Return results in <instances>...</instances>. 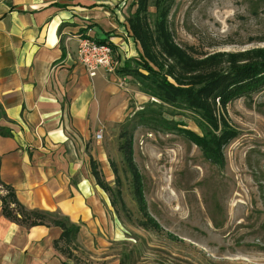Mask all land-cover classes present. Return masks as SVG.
I'll return each mask as SVG.
<instances>
[{"label": "rangeland", "instance_id": "1", "mask_svg": "<svg viewBox=\"0 0 264 264\" xmlns=\"http://www.w3.org/2000/svg\"><path fill=\"white\" fill-rule=\"evenodd\" d=\"M64 1L89 8L108 2L125 23L136 8V0ZM168 26L174 42L195 57L264 47V0H173ZM119 84L113 83L122 106L114 111L116 120L104 122L102 138L87 146L106 222L119 234L95 251L58 241L64 255L76 264H264V87L227 105L237 136L223 148L219 167L159 116L200 134L194 114L143 94L134 79Z\"/></svg>", "mask_w": 264, "mask_h": 264}, {"label": "crops", "instance_id": "2", "mask_svg": "<svg viewBox=\"0 0 264 264\" xmlns=\"http://www.w3.org/2000/svg\"><path fill=\"white\" fill-rule=\"evenodd\" d=\"M96 4L0 0V264H76L55 246L61 229L4 216L7 188L26 210L78 225L76 242L92 251L119 234L106 222L87 146L122 107L113 83L130 78L104 70L90 77L77 50L80 39H106L121 68L140 48L121 15L108 2Z\"/></svg>", "mask_w": 264, "mask_h": 264}, {"label": "trees", "instance_id": "3", "mask_svg": "<svg viewBox=\"0 0 264 264\" xmlns=\"http://www.w3.org/2000/svg\"><path fill=\"white\" fill-rule=\"evenodd\" d=\"M172 1L153 0L154 20L151 26L148 18L150 0H136V8L126 23L131 38L140 48V55L126 60L123 67H118L115 72L137 81L143 94L162 105L194 114L200 134L163 119L161 114L159 116L169 130L171 125L173 131L195 145L205 160L222 167L223 148L237 136V131L227 121V105L264 87V47L195 57L173 40L168 26ZM96 42L113 48L106 39ZM127 149L135 195L141 198V180L131 166L130 147ZM90 166L92 176L101 186L92 159ZM6 191L7 194L1 198L2 213L10 221L27 227H58L62 231L58 241L64 245L76 243L78 225L58 213L28 211L17 201L11 189ZM11 204L13 208H10Z\"/></svg>", "mask_w": 264, "mask_h": 264}, {"label": "built area", "instance_id": "4", "mask_svg": "<svg viewBox=\"0 0 264 264\" xmlns=\"http://www.w3.org/2000/svg\"><path fill=\"white\" fill-rule=\"evenodd\" d=\"M77 62L83 66L90 77L96 76L102 70L114 73L117 69L112 48L106 44H98L91 38L79 40ZM123 81L124 79L119 82L120 87L123 86ZM101 137L100 134L96 135V139L98 140Z\"/></svg>", "mask_w": 264, "mask_h": 264}]
</instances>
